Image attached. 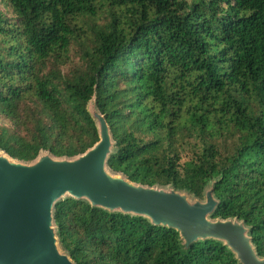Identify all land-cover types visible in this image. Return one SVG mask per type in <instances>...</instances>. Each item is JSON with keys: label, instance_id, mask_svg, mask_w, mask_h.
Listing matches in <instances>:
<instances>
[{"label": "trees", "instance_id": "obj_1", "mask_svg": "<svg viewBox=\"0 0 264 264\" xmlns=\"http://www.w3.org/2000/svg\"><path fill=\"white\" fill-rule=\"evenodd\" d=\"M0 148L74 156L99 139L94 98L130 180L203 197L244 220L264 256V0H1ZM76 264H239L215 238L85 200L56 204Z\"/></svg>", "mask_w": 264, "mask_h": 264}, {"label": "water", "instance_id": "obj_2", "mask_svg": "<svg viewBox=\"0 0 264 264\" xmlns=\"http://www.w3.org/2000/svg\"><path fill=\"white\" fill-rule=\"evenodd\" d=\"M99 139L74 156L41 150L33 160L0 148V264H76L61 244L57 202L74 198L109 212L143 216L178 231L182 246L215 238L239 264H264L244 220L213 218L219 205L211 181L198 197L170 185L137 183L109 166L116 141L94 98L88 103Z\"/></svg>", "mask_w": 264, "mask_h": 264}, {"label": "rangeland", "instance_id": "obj_3", "mask_svg": "<svg viewBox=\"0 0 264 264\" xmlns=\"http://www.w3.org/2000/svg\"><path fill=\"white\" fill-rule=\"evenodd\" d=\"M0 9L7 14L8 16H12V9L10 6L5 5L4 2L0 0ZM0 122H4V120L0 117Z\"/></svg>", "mask_w": 264, "mask_h": 264}]
</instances>
